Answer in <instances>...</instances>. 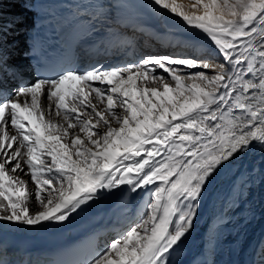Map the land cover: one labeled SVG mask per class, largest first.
Masks as SVG:
<instances>
[{"label":"snow or ice","instance_id":"6c2138e0","mask_svg":"<svg viewBox=\"0 0 264 264\" xmlns=\"http://www.w3.org/2000/svg\"><path fill=\"white\" fill-rule=\"evenodd\" d=\"M153 2L207 34L223 62L149 56L0 94V221L63 222L125 185L149 194L145 218L89 264H167L215 174L264 148V0H194L202 14Z\"/></svg>","mask_w":264,"mask_h":264},{"label":"bare ground","instance_id":"6f19581e","mask_svg":"<svg viewBox=\"0 0 264 264\" xmlns=\"http://www.w3.org/2000/svg\"><path fill=\"white\" fill-rule=\"evenodd\" d=\"M176 3L185 11L202 14L203 9L191 8L194 0H176ZM47 16L60 18L71 28L83 29L87 39L98 43L91 54L96 56L87 55L86 48L79 49L78 60L82 59V63L92 58L100 66L110 68L134 64L149 56L223 62L207 34L187 25L153 0H0L1 58L10 56L9 51L15 49L11 41L24 34L31 22ZM15 18H21L17 25L23 30L13 28ZM24 41L25 37L19 45L15 44L19 56L14 68L10 69L7 64L1 68L0 94L5 97L33 83L21 55ZM107 51L109 55H103ZM157 72L168 77L162 69ZM48 103L42 98L45 110ZM51 118L59 119L54 115V105ZM23 179L34 193L36 189L30 176ZM149 198L147 192H132L125 185L119 190H104L66 221H44L35 226L0 221V229L10 232L9 236L16 242L27 236L78 241L101 231L98 243L102 252L112 237L111 230L120 226L114 230L116 239L145 218ZM29 207L32 212L39 210L34 200L29 201ZM165 255L172 257L171 264H264V148L254 145L215 174L200 199L193 227Z\"/></svg>","mask_w":264,"mask_h":264},{"label":"rangeland","instance_id":"374dc122","mask_svg":"<svg viewBox=\"0 0 264 264\" xmlns=\"http://www.w3.org/2000/svg\"><path fill=\"white\" fill-rule=\"evenodd\" d=\"M21 22V18H15L13 21H12V24L14 25L13 26V28L15 27V29H20V30H23V28H22V26L21 25H17L18 23H20ZM11 24V25H12ZM11 25H10V27H11ZM24 35H25V33L24 34H22L21 36H18L16 39H13L11 42H13L14 41V46H12V47H14L15 49L18 47L17 45H19L22 41H23V39H24ZM3 36H5V35H3ZM8 37H10V35H8ZM18 39V40H17ZM15 44H17L16 46H15ZM15 49L13 50L12 49V51L10 50L9 51V53H10V56L7 58V66L10 68V69H13L14 67H12L14 64H15V60H16V58H17V56H19V53H16L15 52ZM164 53V52H163ZM148 54V53H147ZM128 58H130V57H128ZM128 60H131V58L130 59H128ZM134 217H130V219H133ZM123 223H124V221H122L121 222V226L123 225ZM128 224H130V222H127V225ZM117 228H120V226L119 227H117ZM117 228H115V229H117ZM114 229V230H115ZM114 230H111L110 232V234H112V237H111V239H110V241L109 240H107L106 241V245L108 246V244L113 240V239H115L114 238V236L117 234ZM119 230V229H118ZM115 237H117V235L115 236Z\"/></svg>","mask_w":264,"mask_h":264}]
</instances>
